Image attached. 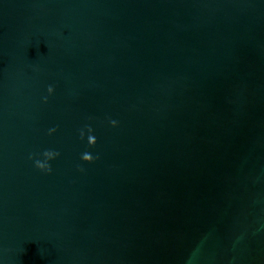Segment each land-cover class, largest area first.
<instances>
[{
    "label": "water",
    "instance_id": "95a60500",
    "mask_svg": "<svg viewBox=\"0 0 264 264\" xmlns=\"http://www.w3.org/2000/svg\"><path fill=\"white\" fill-rule=\"evenodd\" d=\"M0 264H264V0H0Z\"/></svg>",
    "mask_w": 264,
    "mask_h": 264
},
{
    "label": "clouds",
    "instance_id": "9594fccd",
    "mask_svg": "<svg viewBox=\"0 0 264 264\" xmlns=\"http://www.w3.org/2000/svg\"><path fill=\"white\" fill-rule=\"evenodd\" d=\"M48 91L51 94V93L54 92V89L50 86ZM45 102H47V98H45ZM110 123L112 124L113 127L117 126V124H118V122L115 121V120H111ZM55 131H56V129H54V128L50 129L49 134H52ZM88 132L89 133L93 132V129L90 126H88ZM84 135H85L84 132L81 131V138L82 139H83ZM88 142H89L90 145L95 146L96 143H97V140H96L94 135H89L88 136ZM57 156H59L58 152L46 150V151L43 152V157L45 159L44 160L36 159L35 160V166L37 168H39L41 171H46V172L50 173L52 171V167H51V164L48 163V161H51V160L55 159ZM98 158L99 157H94L93 155H91V154H89L87 152L82 154V159L85 162H88V163H92ZM81 171H83V168H81Z\"/></svg>",
    "mask_w": 264,
    "mask_h": 264
}]
</instances>
